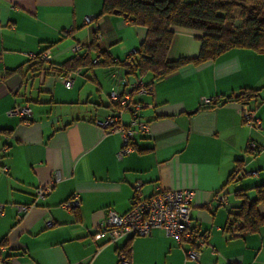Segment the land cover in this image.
Returning a JSON list of instances; mask_svg holds the SVG:
<instances>
[{
    "label": "crops",
    "instance_id": "crops-1",
    "mask_svg": "<svg viewBox=\"0 0 264 264\" xmlns=\"http://www.w3.org/2000/svg\"><path fill=\"white\" fill-rule=\"evenodd\" d=\"M102 5L0 0V264H122L126 245L130 264H264V227L244 235L227 228L234 191L264 182V53L231 49L155 81L153 92L142 97L149 131L136 135L134 150L120 157L121 135L100 121L115 112L111 92L122 94L135 79L124 62L147 30L119 12L98 16ZM200 36L175 29L168 59L196 56ZM94 40L114 63L80 67L66 86L57 66L75 54V45L81 54ZM45 50L50 62L40 68L34 64ZM243 88L258 89L257 99L201 102ZM25 104L32 112L27 121L12 112ZM246 108L255 111L260 128L244 119ZM122 120L129 122V111ZM249 144L261 150L249 154ZM238 162L251 174L234 185L228 181ZM44 185L51 190L36 198ZM159 189L195 190L192 224L206 238L198 262L186 258L190 243L179 244L160 229L116 241L96 235L109 211L131 208L136 191L150 198ZM74 196L76 209L64 208Z\"/></svg>",
    "mask_w": 264,
    "mask_h": 264
},
{
    "label": "trees",
    "instance_id": "trees-1",
    "mask_svg": "<svg viewBox=\"0 0 264 264\" xmlns=\"http://www.w3.org/2000/svg\"><path fill=\"white\" fill-rule=\"evenodd\" d=\"M115 12L122 13L132 24L144 26L147 30L144 40L134 52V60L131 65L128 57L123 62L128 73L131 76L134 75L135 78L141 76L145 80V75L152 74V80H145L148 84H155L158 79L171 75L184 65L190 63L200 65L216 60L231 49L248 48L258 53H264V0H197L194 2L185 0H103L102 10L98 16ZM238 20L241 23L234 26ZM177 28L190 29L201 34L199 37L200 50L196 56L168 59V52ZM80 50L57 66L58 75L63 77L75 72L80 67L114 63L105 52L98 50L96 40L85 47L83 53L79 54ZM43 52L37 56V62L34 64L40 68H43L45 62H50V59L40 58ZM94 57H97V62H93ZM101 58L103 60L100 61ZM117 63L121 64V62ZM258 94V89L243 88L237 94H231L223 99H215L212 104L248 103L252 99L256 100ZM114 103L116 112L119 104ZM126 111L130 112L131 120V111L125 109L124 112ZM259 150L261 148L253 147L251 144L247 148L249 154H254ZM247 174L250 175L251 172L246 173L243 164L238 162L228 183L235 185L247 177ZM250 190H253L254 193L252 198L249 194ZM234 196L236 202L229 207L227 228L234 235L258 232L264 227V182L252 189L237 188L234 191ZM75 209L73 207V210ZM121 252L130 255V245L123 247Z\"/></svg>",
    "mask_w": 264,
    "mask_h": 264
},
{
    "label": "built area",
    "instance_id": "built-area-1",
    "mask_svg": "<svg viewBox=\"0 0 264 264\" xmlns=\"http://www.w3.org/2000/svg\"><path fill=\"white\" fill-rule=\"evenodd\" d=\"M90 17L86 21H90ZM81 49L79 44L73 47L74 53ZM134 52L128 55L131 65L134 60ZM41 59L49 60L51 54L44 51L40 55ZM94 57L93 62H97ZM71 74L64 76L63 81L66 86L72 85ZM154 84L146 83L143 78L137 77L131 82L127 88L120 94L117 90H113L110 94L111 100L118 103V110L104 120L100 121V125L110 132H117L121 135L123 145L118 153L120 157L134 150L132 142L136 135L141 132H148V122L141 117V110L145 107V102L141 99L147 94H151ZM215 101L213 97H202V104H210ZM125 109L131 111V120L128 124L122 121V114ZM13 113L19 114L24 120H29L32 112L28 104L16 106ZM244 119L248 121L251 127L260 128L261 121L256 117L255 111L246 108L243 112ZM254 147V145H252ZM136 185V190L139 189ZM51 190V185H44L36 188V198H44ZM133 198L131 208L125 213L109 211L107 217L99 224L96 235H109L111 241L130 235L146 236L153 229H160L166 235L174 238L179 244L190 243V247L186 250V258L199 261L201 249L206 243L205 235L200 234L198 228L192 224L191 206L195 196L194 189H159V191L150 198H140L137 194ZM218 200L223 201L224 198L218 196ZM226 201V200H225ZM79 198L74 196L62 204L64 208L77 207ZM231 206V205H230ZM229 206V207H230ZM23 208V207H21ZM48 225H52L48 221ZM120 263L130 264V255L123 252L119 253Z\"/></svg>",
    "mask_w": 264,
    "mask_h": 264
},
{
    "label": "rangeland",
    "instance_id": "rangeland-1",
    "mask_svg": "<svg viewBox=\"0 0 264 264\" xmlns=\"http://www.w3.org/2000/svg\"><path fill=\"white\" fill-rule=\"evenodd\" d=\"M241 22L238 20L234 23V26H238ZM125 118L127 119V115H125ZM254 196V193H250V197L252 198Z\"/></svg>",
    "mask_w": 264,
    "mask_h": 264
}]
</instances>
